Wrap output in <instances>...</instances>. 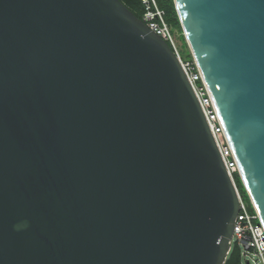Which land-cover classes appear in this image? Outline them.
Listing matches in <instances>:
<instances>
[{
	"label": "water",
	"instance_id": "95a60500",
	"mask_svg": "<svg viewBox=\"0 0 264 264\" xmlns=\"http://www.w3.org/2000/svg\"><path fill=\"white\" fill-rule=\"evenodd\" d=\"M264 225V0H173ZM239 201L170 46L119 0H0V264H224Z\"/></svg>",
	"mask_w": 264,
	"mask_h": 264
},
{
	"label": "built area",
	"instance_id": "2783aa9c",
	"mask_svg": "<svg viewBox=\"0 0 264 264\" xmlns=\"http://www.w3.org/2000/svg\"><path fill=\"white\" fill-rule=\"evenodd\" d=\"M140 1L143 8L141 21L163 41H165L178 58L184 74L201 107L209 130L221 155L225 169L231 181L235 185L234 175L238 174L239 176L237 162L234 158L217 110L196 61L192 55L191 60H183L181 58L173 30L166 21L165 12L159 7L157 0ZM238 201V221H234L233 224V233L229 243L230 251L233 243L239 249L243 248L246 251H253L261 259L262 264H264V225L250 197V205L244 203L239 193ZM250 206L252 207V211L249 210ZM240 253L242 254V252Z\"/></svg>",
	"mask_w": 264,
	"mask_h": 264
},
{
	"label": "trees",
	"instance_id": "16d2710c",
	"mask_svg": "<svg viewBox=\"0 0 264 264\" xmlns=\"http://www.w3.org/2000/svg\"><path fill=\"white\" fill-rule=\"evenodd\" d=\"M130 12H132L137 18L141 19V14L143 11L141 1L140 0H119ZM157 3L159 7L165 12L166 19L168 24L171 26L172 30L173 28L178 32V36L183 40V42L186 45L183 32L181 29V25L177 16V12L173 3V0H166V2H162L161 0H157ZM188 49V48H187ZM189 52V50H188ZM189 59L191 60V54L189 53ZM234 182L236 185V188L238 190V193L240 194L242 199L248 200L247 193L245 191V188L240 180V177L238 174L234 175ZM249 210L252 211V207H249ZM224 264H242L241 262V253L237 246L233 247L231 251L229 252L225 263Z\"/></svg>",
	"mask_w": 264,
	"mask_h": 264
},
{
	"label": "rangeland",
	"instance_id": "374dc122",
	"mask_svg": "<svg viewBox=\"0 0 264 264\" xmlns=\"http://www.w3.org/2000/svg\"><path fill=\"white\" fill-rule=\"evenodd\" d=\"M162 2H166V0H161ZM165 19H166V14H165ZM167 21V19H166ZM173 34L177 43V47L180 53V56L183 60L189 59V52L186 48L185 43L183 42V40L178 36V32H176V30L173 28ZM248 196V195H247ZM244 203L247 205L249 204V197L248 200H246L245 198L243 199ZM235 247V245L232 243V248ZM240 252H242L241 254V262L242 264H262L261 259L253 252V251H246L245 249H239Z\"/></svg>",
	"mask_w": 264,
	"mask_h": 264
}]
</instances>
